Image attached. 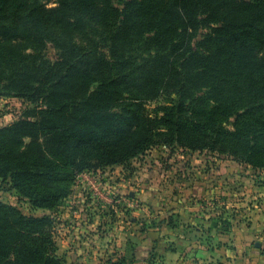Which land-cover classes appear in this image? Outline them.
Listing matches in <instances>:
<instances>
[{
    "label": "rangeland",
    "instance_id": "obj_1",
    "mask_svg": "<svg viewBox=\"0 0 264 264\" xmlns=\"http://www.w3.org/2000/svg\"><path fill=\"white\" fill-rule=\"evenodd\" d=\"M111 1L116 9L123 11L131 0ZM39 2L47 8L60 6V0ZM29 10H16L7 15L13 24L27 26L35 42H26L19 47L26 49L23 64L26 73L19 75V84L0 83V131L20 120L37 121L44 115L49 121L58 122L54 115L46 114L49 104L56 110L68 112L88 110L84 94L95 90L99 84L88 90L59 86L68 70L75 71L72 66L76 61H85V66L89 64L86 67L96 72L102 64L108 66L107 60L111 61L113 53L124 63L135 58L140 63L141 57L156 48L144 44L140 38L138 43L119 41L112 49V34L120 26H109L98 18L72 20L70 22H77L73 28L67 23L38 28L35 23L30 24ZM66 16H78V13L71 10ZM120 18L118 16L115 20ZM208 34H211L210 29L200 27L194 30L190 47H184V50L201 52L200 43ZM161 49L168 50L167 47ZM257 56H264V49ZM118 67L108 66L105 76H116L120 72ZM215 69L220 72L218 76L227 78L228 95L239 96L243 102L241 108L247 110L240 122L234 117H213L211 111L215 104L209 98L200 100L194 97V93L185 92L184 119L179 123L176 110L169 114L170 109L180 103V97L174 93L179 88L177 81L164 91L163 96L153 100H141L136 95L119 91L115 99L119 103L106 101L101 110L107 112L115 106L128 107L130 103L141 105L156 121L153 132L156 144L119 164L74 171L70 194L51 209L37 207L29 196L12 188L11 179L5 176V172L0 174V203L16 208L26 218L44 220L41 226L36 227L37 231L56 244L55 253H38L43 262L49 257L53 259L50 264H134L138 261L166 264L156 249L162 246L178 253L174 241L181 228L176 223L178 205L198 206L202 213L222 220L219 229L223 232L227 229L226 234L213 239L209 245L220 250L225 244L230 254L228 260L236 256L238 246L245 240L243 231L253 228L251 219L254 217L251 214L255 211V217L260 216V225L257 226L258 237L254 243L256 249L264 254V150L253 154L254 163H250L247 158L251 154L243 144L259 133L255 120L258 118V100L264 98V83L247 70L233 71L228 66H215ZM6 70L13 75V71ZM188 74L193 76L194 72L191 70ZM141 76L139 73L130 80L139 82ZM72 80L79 82V78ZM233 84L235 87H230ZM55 91L60 93L56 101H48L46 98ZM198 100L204 114L194 117L193 104ZM200 119L205 120V124L199 125ZM236 126L243 133L234 131ZM229 130L233 137L226 135ZM46 135L47 131L43 138ZM29 143L30 140L25 139L20 151L25 150ZM256 162L259 163L256 165ZM193 214V211L184 210L181 222H187ZM0 218L1 225L5 227L0 229V240L12 243L17 238L18 228L9 214ZM228 225L231 228L228 229ZM255 245L252 244L253 247ZM209 256L206 254L204 261H208ZM224 256L213 257L215 261L212 264H228ZM31 257L30 252L0 247V263L7 260L16 264L19 259L29 260ZM195 261L187 259L183 264H200L201 260Z\"/></svg>",
    "mask_w": 264,
    "mask_h": 264
},
{
    "label": "trees",
    "instance_id": "obj_2",
    "mask_svg": "<svg viewBox=\"0 0 264 264\" xmlns=\"http://www.w3.org/2000/svg\"><path fill=\"white\" fill-rule=\"evenodd\" d=\"M25 9H30V24L35 23L38 28L62 23L73 28L77 22L70 21L92 17L112 27L120 26L112 34V49L119 41L138 43L140 38L144 44L156 47L141 57L140 63L136 58L125 61L128 65L117 60L113 53L111 61L107 60L108 66H119L120 72L111 78L105 76L106 63L95 72L87 68L89 64L85 66V61H76L72 66L75 71L68 70L59 86L88 90L99 84L95 90L84 94L88 110L68 112L56 110L49 104L46 114L54 115L58 122L49 121L44 115L37 121L20 120L0 131V174L5 172L12 188L29 196L40 208H54L70 194L74 171L122 163L157 143L153 138L156 121L141 105L130 103L128 107L101 110L106 101L119 103L115 100L119 91L136 95L141 100H153L163 96L177 81L179 88L174 93L180 97V103L171 108L169 114L176 110L179 123L184 119L185 92L194 93L196 99L209 98L215 104L211 111L213 117H234L240 122L247 110L241 108L243 102L239 96L228 95L227 78L218 76L220 72L215 66H228L233 71L247 70L264 83V56H257L264 49V0H131L123 11L116 9L111 0H60L58 8H47L39 0H0V83L19 84V75L26 73L23 65L26 49L19 47L35 42V37L27 26H17L7 18L11 12ZM71 10L78 16H66ZM118 16L121 18L115 20ZM200 27L211 30L200 43L202 51L184 50L190 47L193 31ZM150 63L155 65L149 66ZM6 69L13 71V75ZM191 70L194 77L188 74ZM139 73H142L139 82L130 80ZM73 78H79V82L74 83ZM59 95L58 91L51 92L46 99L56 101ZM258 101L255 124L259 133L243 143L251 154L247 158L250 163H254L253 154L264 150V98ZM198 102L193 104L194 117L204 114ZM198 124H205V120L200 119ZM235 130L243 133L239 126L234 127ZM225 133L233 137L230 130ZM25 139L30 143L20 151ZM8 214L18 228L13 227V230L19 232L12 243L0 240V247L32 253L29 260L19 259L16 264H50L52 258L47 257L43 262L38 256L40 251L55 253L57 250L50 238H43L37 231L36 227L44 220L26 218L16 208L0 203V216ZM4 228L0 223V229ZM0 264L12 263L6 260Z\"/></svg>",
    "mask_w": 264,
    "mask_h": 264
},
{
    "label": "crops",
    "instance_id": "obj_3",
    "mask_svg": "<svg viewBox=\"0 0 264 264\" xmlns=\"http://www.w3.org/2000/svg\"><path fill=\"white\" fill-rule=\"evenodd\" d=\"M178 212H177V219L176 223L178 224L180 230H178V237L175 238L174 241L177 243L178 246V253L170 252L167 248L165 249L162 246H159L156 249V253L166 260V264H183V261L187 259H197L200 261V264H212L215 260L213 257L221 258L224 256V261L228 264H262L264 261V254L260 252L255 245L254 241L258 237V228L259 226V218L255 217V211L251 214L254 218L251 220L253 221V228H247L243 231L244 235L246 236L245 240L241 242L240 246H238V252L236 256L232 260H228L227 258L230 257L228 255L229 251L226 246L223 245L221 247L224 250H218V247L214 249V247H210V241L213 239H217L218 236L223 237V234L226 232L221 231L219 228L220 222L222 220H217L212 215L207 213H202L200 207H194V205H178ZM184 208V209H182ZM184 210L193 211V215L190 216L189 220L181 222L183 219L182 214ZM208 210V209H206ZM204 209V211H206ZM185 226V227H184ZM173 229L177 230L178 227H174ZM180 234V235H179ZM255 245V247L252 246ZM206 254H210L209 260L204 261V257ZM224 254V255H223ZM175 259V260H173ZM138 260V259H137ZM197 262V261H195ZM165 263V261H164ZM134 264H143L135 262ZM185 264V263H184Z\"/></svg>",
    "mask_w": 264,
    "mask_h": 264
}]
</instances>
